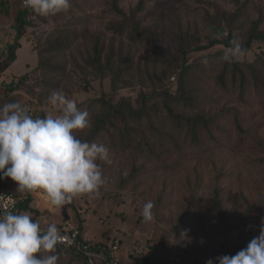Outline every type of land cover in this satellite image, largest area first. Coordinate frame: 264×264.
Instances as JSON below:
<instances>
[{"label":"rangeland","instance_id":"rangeland-1","mask_svg":"<svg viewBox=\"0 0 264 264\" xmlns=\"http://www.w3.org/2000/svg\"><path fill=\"white\" fill-rule=\"evenodd\" d=\"M114 3L156 32L167 59L133 41L131 25L115 27L122 16ZM22 8L21 0H0V39L9 45ZM253 22L264 30V0H71L55 16L32 11L15 60L0 61V106L19 102L34 118L55 116L49 97L63 92L89 113L90 127L77 136L105 117L90 143L106 145L109 162H99L98 195L54 207L44 191H27L25 213L95 242L118 237L124 264H206L246 247L264 222V40H251L232 62L223 56L228 37L243 46ZM95 45L103 70L91 63ZM199 115L205 120H187ZM5 183L25 198L17 182ZM148 201L155 206L145 222ZM57 253L58 264H83Z\"/></svg>","mask_w":264,"mask_h":264},{"label":"clouds","instance_id":"clouds-1","mask_svg":"<svg viewBox=\"0 0 264 264\" xmlns=\"http://www.w3.org/2000/svg\"><path fill=\"white\" fill-rule=\"evenodd\" d=\"M25 7L41 17L55 16L68 11L71 0H25ZM244 54L233 41L223 59L232 62ZM49 102L58 115L47 112L34 118L19 102L0 106V179L11 178L21 191L42 190L52 206L63 207L76 197L99 194L105 183L99 162H109V148L77 136V130L90 127L89 113L63 92L53 91ZM154 206L152 201L144 204L145 222L153 219ZM62 242L55 223L44 228L27 213L0 211V264H58L57 245ZM206 264H264V222L246 247L209 258Z\"/></svg>","mask_w":264,"mask_h":264},{"label":"trees","instance_id":"trees-1","mask_svg":"<svg viewBox=\"0 0 264 264\" xmlns=\"http://www.w3.org/2000/svg\"><path fill=\"white\" fill-rule=\"evenodd\" d=\"M114 10L116 12H118L121 16L122 19L120 20V22L118 24L115 25V27L121 31L122 28L126 25L129 24L131 25V39L133 41H135L138 37L140 39H143V41H145L146 45L150 48L151 53H153V55H155L156 59H167V57L165 56L164 52H162L161 46L155 36L156 32H153L149 29H140L139 25H138V20H135L133 13L130 15H127L116 3L113 4ZM138 8L142 7V2L138 3ZM32 13V10L27 8V7H23L22 9L18 10L15 18H14V28H15V35L13 37V41L11 43V45L8 46V48H6V50L4 52H2V58L0 61H13L16 58V49H18L20 47V39L22 37V33L24 31L25 26L27 25V16ZM257 22H253L251 28L249 29L248 32V37L246 42L243 44L242 48L247 51L250 45L251 40L253 39H259V40H264V30H260L257 27ZM180 41H181V45L180 48L182 49V53L184 54L186 52V50L184 49V44L183 41L181 39V37H179ZM232 37H228V40L225 41V44L228 46L232 45L231 42ZM62 42L57 41L54 45H51L52 47H59L61 45ZM111 58H107V64L106 66H108L109 62H110ZM91 63L94 67L98 68L99 70H103L104 69V65L102 64L101 61V50L100 48L97 47V45L94 46V54L91 58ZM155 77H158L157 74H154ZM23 80H19L17 82H10L6 87H5V91H14L16 89H18L19 87H21ZM182 82V81H181ZM183 85H180V89L182 90ZM181 97L186 101L189 102V98L184 97L183 94H181ZM169 97L167 98V96L165 95V102H166V109L168 111V113L172 116H174V113L171 109V107L168 105V101H169ZM119 111V110H116ZM135 115H140L139 113H135ZM188 121H192V122H198L200 120L204 121L205 119L199 115L196 117H190L187 118ZM106 123V119L105 117L99 118L97 119L94 127L90 130V132L88 133V135H83V134H79L78 137L82 140H86L89 143L94 139V137L97 135V133L99 132V130L101 129V127L104 126V124ZM3 181L6 180V177L1 179ZM26 196L24 199L21 200L20 202V207L23 210H27L29 208L28 204L31 200V196L30 194L25 191ZM103 242V241H100ZM57 251L59 252H67L72 254L75 257H79L82 259L83 264H87L85 259L80 255V254H76L70 250L64 249L62 247H59L57 245Z\"/></svg>","mask_w":264,"mask_h":264},{"label":"built area","instance_id":"built-area-1","mask_svg":"<svg viewBox=\"0 0 264 264\" xmlns=\"http://www.w3.org/2000/svg\"><path fill=\"white\" fill-rule=\"evenodd\" d=\"M21 6L25 7V0H21ZM8 46L7 42L0 39V56ZM21 200V196L0 179V211L9 209L25 213L20 207ZM58 229L63 236V242L58 246L80 254L87 264H124L118 254L121 247V240L118 237H113L109 242H95L83 236L76 227Z\"/></svg>","mask_w":264,"mask_h":264}]
</instances>
